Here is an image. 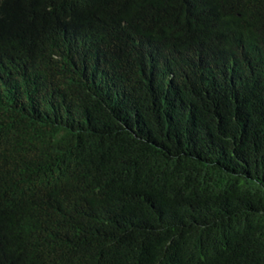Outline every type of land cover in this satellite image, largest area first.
Here are the masks:
<instances>
[{
  "label": "trees",
  "instance_id": "obj_1",
  "mask_svg": "<svg viewBox=\"0 0 264 264\" xmlns=\"http://www.w3.org/2000/svg\"><path fill=\"white\" fill-rule=\"evenodd\" d=\"M262 41L264 0H0V264H264Z\"/></svg>",
  "mask_w": 264,
  "mask_h": 264
},
{
  "label": "clouds",
  "instance_id": "obj_2",
  "mask_svg": "<svg viewBox=\"0 0 264 264\" xmlns=\"http://www.w3.org/2000/svg\"><path fill=\"white\" fill-rule=\"evenodd\" d=\"M244 6L245 7H251L248 5H244ZM201 24L204 26V30L199 32L197 35L194 36V41H196V43H197V48L195 51L200 56H208L210 61H213L215 46L219 43L218 37H220V36H219V34L210 33L206 29L207 26L214 24L213 21H205V22H201ZM211 34H214V35H211ZM90 36H91V34L88 30L84 31L83 37L90 39ZM260 47L264 48V41L260 42ZM255 53H256V51L251 52L247 55L252 56ZM245 55L246 54H242L237 60H240ZM226 58L230 61L236 60V58H233L231 56H226ZM102 59L105 60L104 58H102ZM139 60H140V64H142L145 61L153 60L152 48L145 46V52H144L142 57H139ZM160 81H161V77H160L159 82Z\"/></svg>",
  "mask_w": 264,
  "mask_h": 264
}]
</instances>
